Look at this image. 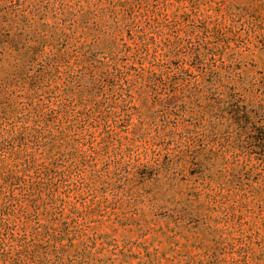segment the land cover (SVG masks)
<instances>
[{
	"label": "rangeland",
	"instance_id": "obj_1",
	"mask_svg": "<svg viewBox=\"0 0 264 264\" xmlns=\"http://www.w3.org/2000/svg\"><path fill=\"white\" fill-rule=\"evenodd\" d=\"M0 264H264V0H0Z\"/></svg>",
	"mask_w": 264,
	"mask_h": 264
}]
</instances>
